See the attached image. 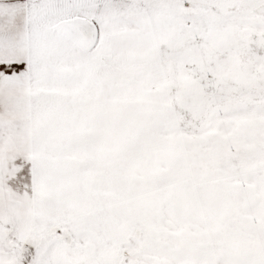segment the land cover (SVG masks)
I'll list each match as a JSON object with an SVG mask.
<instances>
[{"label": "rangeland", "instance_id": "rangeland-1", "mask_svg": "<svg viewBox=\"0 0 264 264\" xmlns=\"http://www.w3.org/2000/svg\"><path fill=\"white\" fill-rule=\"evenodd\" d=\"M0 264H264V0H0Z\"/></svg>", "mask_w": 264, "mask_h": 264}, {"label": "water", "instance_id": "water-1", "mask_svg": "<svg viewBox=\"0 0 264 264\" xmlns=\"http://www.w3.org/2000/svg\"><path fill=\"white\" fill-rule=\"evenodd\" d=\"M68 28L70 31L80 38H89L92 37V32L85 23H69Z\"/></svg>", "mask_w": 264, "mask_h": 264}, {"label": "bare ground", "instance_id": "bare-ground-1", "mask_svg": "<svg viewBox=\"0 0 264 264\" xmlns=\"http://www.w3.org/2000/svg\"><path fill=\"white\" fill-rule=\"evenodd\" d=\"M63 27L67 30V32H69V30H68V27H67V25H63ZM69 37H70V35H69ZM71 38V37H70ZM75 39H76V37H74ZM80 39V38H79ZM84 43V42H83ZM78 44V43H77ZM78 46H81V44L80 45H78Z\"/></svg>", "mask_w": 264, "mask_h": 264}]
</instances>
